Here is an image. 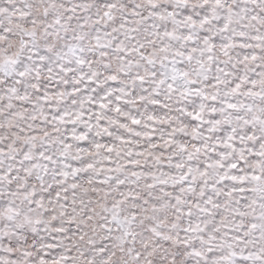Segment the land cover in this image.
I'll return each instance as SVG.
<instances>
[{"label":"snow or ice","instance_id":"6c2138e0","mask_svg":"<svg viewBox=\"0 0 264 264\" xmlns=\"http://www.w3.org/2000/svg\"><path fill=\"white\" fill-rule=\"evenodd\" d=\"M0 264H264V0H0Z\"/></svg>","mask_w":264,"mask_h":264}]
</instances>
